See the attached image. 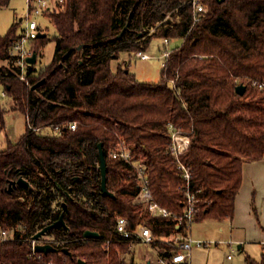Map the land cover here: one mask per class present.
I'll list each match as a JSON object with an SVG mask.
<instances>
[{"label":"trees","instance_id":"1","mask_svg":"<svg viewBox=\"0 0 264 264\" xmlns=\"http://www.w3.org/2000/svg\"><path fill=\"white\" fill-rule=\"evenodd\" d=\"M204 1L207 12L193 24L188 0H66L46 12L56 32L39 37L34 50L39 54L46 41L54 40L55 52L45 66L29 69L30 84L11 70L16 24L0 35V72L9 75L0 83L26 118L19 138L0 149V224L22 221L33 236L60 218L64 202L68 206L65 223L46 233L59 251L38 261L29 254V239H13L0 246L2 259L136 264L121 256L130 241L115 230L116 215L127 216L132 225L147 222L157 235L176 231L177 221L135 202L134 162L114 158L111 151L124 141L132 159L147 166L155 199L181 213L182 179L170 151L169 124L191 139L181 158L191 168L193 187L201 188L203 209L197 219L233 216L244 162L264 157V87L254 84L264 82V0ZM169 12L180 20H166ZM157 36L182 41L165 59L159 81L139 80L129 65L112 67L121 51L144 49ZM241 83L243 94L236 90ZM28 117L42 129L30 128ZM74 120L77 128L68 129L65 124ZM51 124H60V131L48 129ZM5 128L0 100V132ZM100 143L112 194L102 189ZM20 177L29 184L18 183L9 192L10 181ZM87 229L100 236L85 237ZM249 260L264 264V252L259 260Z\"/></svg>","mask_w":264,"mask_h":264},{"label":"built area","instance_id":"2","mask_svg":"<svg viewBox=\"0 0 264 264\" xmlns=\"http://www.w3.org/2000/svg\"><path fill=\"white\" fill-rule=\"evenodd\" d=\"M188 1L192 6L193 24H195L200 21L207 12V4L204 0ZM65 2L66 0H26L27 13L23 18H20L21 21H24V26L17 34V38L11 44L9 50L13 65L11 66V70L16 78L30 84L28 80V71L30 69L28 57L34 51V44L40 37V32H44V28L41 27L36 18H33V15H46L47 11L58 10ZM159 24L160 22L157 23V25ZM156 26L150 28L149 34L155 32ZM169 43L170 38L164 37L165 47L162 54L164 57L163 66L166 63L165 59L168 58L172 52V48L168 47ZM135 54L136 56L145 59L153 57L143 49L137 50ZM8 76L7 72L3 73L1 71L0 82ZM170 82L176 87L175 78H171ZM254 84L259 85L261 88L264 87V82L258 83L254 80ZM2 95H8L7 90L4 87ZM27 121L30 128L36 131L42 129L41 127L34 126L29 117ZM65 126L68 129L75 130L77 128V121H68ZM47 128L60 131L61 125L51 124L47 126ZM169 129L171 135L170 151L175 157L177 168L179 169L182 179L180 189L183 191L184 200L181 213L170 210L155 199L147 174V166L140 161L132 159V151L124 141L111 151V155L114 158L134 162V172L132 174L136 177L138 183L135 202L143 204V206L153 215L172 217L177 221L176 231L168 235H157L153 232L152 227L147 222L138 221L135 225H132L127 216L122 214L116 215L115 230L122 236V238L130 241L131 246L141 245L148 247L143 264H146L148 261L149 264H192L191 257L193 246L209 244L208 241L193 238L189 235L193 222L197 220L203 209L200 204L203 198L198 194L201 192V188L197 189L193 187L191 168L181 158V155L189 148L191 142L190 136L177 129L173 124H169ZM182 225L183 227L181 228ZM13 239H29L31 242V251L29 254L38 261L43 260L45 253L36 249L37 244L52 243L50 239L41 240L34 238V235L29 236L28 224L22 221L9 226L0 224V246L4 242ZM229 257H231V255H229ZM0 264L13 263L7 262L0 257Z\"/></svg>","mask_w":264,"mask_h":264},{"label":"rangeland","instance_id":"3","mask_svg":"<svg viewBox=\"0 0 264 264\" xmlns=\"http://www.w3.org/2000/svg\"><path fill=\"white\" fill-rule=\"evenodd\" d=\"M208 9V7H207ZM27 13L26 0H9L6 4L0 5V35L6 34L12 25L16 24V33L21 31L24 26L23 18ZM119 14V11L117 13ZM38 23L44 28L48 36L56 32L51 18L42 14H34ZM166 20L172 23L178 22L180 16L169 12ZM141 45L145 44L144 38L141 39ZM180 39L170 38L169 48H175L181 44ZM56 42L54 40L46 41L40 48L37 62L34 66L39 69L49 63L55 52ZM165 47L163 37H154L151 42L144 48L151 54L152 58H142L136 56L135 51H121L119 57L114 59L112 67L117 69L118 66L125 67L135 73L136 77L145 82H157L162 75L164 57L163 49ZM172 53V52H171ZM2 64L8 65V60H2ZM176 79V78H175ZM3 86L0 84V100L4 110H6V128L0 132V149L5 148L9 140H17L24 132L26 126L25 115L16 107V102L9 95H2ZM225 221L216 218L197 219L193 222L189 235L193 238L208 241L209 244L194 245L192 248V264H252L249 260V252L246 248L238 247V243L232 241L227 231H221L220 225ZM44 234L41 240L46 239ZM148 247L141 245L129 246L123 256L126 261L134 260L135 263L143 264ZM231 255V257H229ZM252 255V254H251ZM259 256H256V258Z\"/></svg>","mask_w":264,"mask_h":264},{"label":"crops","instance_id":"4","mask_svg":"<svg viewBox=\"0 0 264 264\" xmlns=\"http://www.w3.org/2000/svg\"><path fill=\"white\" fill-rule=\"evenodd\" d=\"M221 221L225 223L220 225V230L227 231L238 247L246 248L249 257L255 260L261 258L264 252V157L244 162L233 216Z\"/></svg>","mask_w":264,"mask_h":264},{"label":"water","instance_id":"5","mask_svg":"<svg viewBox=\"0 0 264 264\" xmlns=\"http://www.w3.org/2000/svg\"><path fill=\"white\" fill-rule=\"evenodd\" d=\"M45 35H46V32H40V34H39L40 37L45 36ZM38 56H39L38 51L34 50L33 53L28 57V61L30 63V69L33 68L34 64L37 62ZM43 82H44V79L39 80L38 82H36L35 84L32 85V89H36ZM245 89H246L245 84L241 83V84H238L236 86V90L240 94H243L245 92ZM99 153H100V169H101V173H102V189L105 193L112 194V192L107 188V183H106L107 182V161H106V157H105V154L103 151L102 143L99 144ZM18 183L29 184V182L23 177H20L16 180L12 179L10 181L8 191L11 192L13 190V188ZM63 206H64V211L61 213L60 218L51 222L50 224H47L46 226H44L43 228L38 230L34 234V238L40 239V237L42 235L46 234L47 231L49 229H51L52 227H54L55 225H57L59 223H63V224L65 223L64 215H65V212L68 210L67 203L64 202ZM84 236L85 237H99L100 233L96 230L87 229L84 232ZM36 249L38 251H42L44 253H48L51 251H59V248H57L53 243H39V244H37ZM63 251H65L67 253H71L68 248H63ZM78 263L79 264H87V262L82 258L78 259ZM146 264H149V261L146 262Z\"/></svg>","mask_w":264,"mask_h":264}]
</instances>
